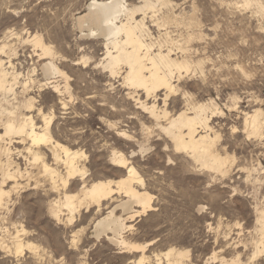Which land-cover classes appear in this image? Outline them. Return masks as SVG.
<instances>
[{"label":"rangeland","instance_id":"1","mask_svg":"<svg viewBox=\"0 0 264 264\" xmlns=\"http://www.w3.org/2000/svg\"><path fill=\"white\" fill-rule=\"evenodd\" d=\"M92 1L0 0V50L6 46L0 59L10 73L19 75L18 93L30 81L29 97L34 96L37 104L26 115L33 118L36 127L45 125V117L54 119V140L87 157L86 161L80 158L86 164L87 181L77 177L69 193L79 194L82 184L124 178L126 170L111 162L112 154L121 152L143 180L142 186L135 182V187L153 196V211L128 220L127 225L133 228L124 236L133 243L151 244L145 254L152 264L154 255L171 247L190 251L186 264H264V243L260 244L262 252L255 256V244L262 241L255 210L264 208V124L259 135L246 127L247 116L256 110L262 111L264 122V15L255 6L248 8L244 0H169L172 6H159L148 14L146 24L153 37L147 40L155 44L154 51L163 45L164 51L173 50L174 59L193 63L189 71H182L180 79H174L180 89L176 87L164 106V91L147 97L144 91L125 85V68L112 76L99 65L104 58V40L89 36L87 30L81 32L77 22ZM260 1L264 6V0ZM126 2L134 7L142 5L140 0ZM166 13L171 16L169 27L162 26V18H158ZM142 17L136 16L138 20ZM30 34L41 35L53 47L56 64L70 78L71 97L59 96L52 86L40 87L54 80L42 73L47 59L39 57L41 51L25 41ZM58 81L64 84L61 78ZM138 99L148 106L156 104L158 111L166 109L169 117L188 108L192 115L194 106L207 105L215 151L228 159L225 170H207L188 154L177 152L159 127L167 125L168 119L156 120L137 107ZM14 144V160L22 168L28 167L16 152L29 147V142ZM44 185L45 189L32 186L14 194L10 212H0V241H6L0 246V264H137L141 252L121 251L107 240L111 234L95 235L94 223L125 201L123 194L103 202L100 210L94 204L83 206L69 225L50 216L49 204L56 195ZM200 207L205 209L198 211ZM122 210L117 208L115 214L127 218ZM18 236L25 245L20 253L14 242ZM215 256L217 261L212 260Z\"/></svg>","mask_w":264,"mask_h":264},{"label":"bare ground","instance_id":"2","mask_svg":"<svg viewBox=\"0 0 264 264\" xmlns=\"http://www.w3.org/2000/svg\"><path fill=\"white\" fill-rule=\"evenodd\" d=\"M140 1H142V5L134 7L127 4L126 0H94L88 5L86 14L80 16L77 19V22L81 32L87 30L89 31V36L104 40V58L99 64L104 69V71L106 70L112 76H116L120 74L122 68H125L126 72L124 76V83L126 86L136 90V92L138 90L144 91L147 97L154 95L156 92L164 91V106H166L170 95L176 91L177 86L174 85V79L177 76L178 79H180L182 76V71H189L193 63L186 61V57H184L186 60L183 61H179L178 58L174 59L172 57L173 50L164 51L162 48L163 45L160 41L159 42L161 43L162 47H159V49L157 48L158 51H154L155 44L153 42H148L147 40V38L153 37V33L151 34L152 31L150 32V29L146 24L148 14L155 13L157 7L159 6H162V9H164V7H168L169 0ZM244 2L248 8L250 6H255L258 12L264 15V6L260 0H244ZM170 6H172V3ZM138 14L143 15L142 19L138 20L136 18ZM170 17L171 16H168L166 13L165 17L160 16L158 18H162V26H165L169 23ZM157 22L158 25H161V22ZM179 23H181V21ZM196 25L198 24L196 23ZM25 41L27 44H32L33 48L41 51V55H39V57H44L47 59L45 64L42 63V73H44L48 80H54L53 82H46V84H43L40 87L42 88L52 86L54 93L58 94L59 96L69 95V97H71V86L69 83L70 78L56 64V52H54L53 47L47 45L44 42L43 37L38 34H30L25 38ZM5 48L6 46L0 50V54L5 52ZM181 48L183 49V46H181ZM83 61L84 63H87L88 59L83 58ZM194 65H197V63ZM11 66L12 64H10V67ZM198 70L200 71L201 69ZM9 71L7 68H5L4 63L0 59V130H2V132L0 131V212H10V203L12 202V196L14 194H19L22 190H27L32 186H34V189L38 190L40 188H44V184H47L50 189L49 192H52L56 195V198H54L49 204L48 210L50 216L58 222L65 221L67 224L72 225L76 220V215L80 212L83 206L88 208L90 205L94 204L98 206L100 210L103 202L113 199L116 194H123L126 198L125 201H121L119 204H116L114 207L110 208L105 217L97 220L94 223V230L96 232L95 235H97L99 238L101 235L107 236L108 234H111V236H107L108 239H106L120 248L121 251H135L142 253L140 259L137 261V264H152L151 257H148L145 254L148 245L151 244L143 245L139 243H133L128 241L124 236L126 231L133 228V225H127L128 220L135 221L138 218L146 215L148 212L153 211V196L150 195V193L138 190L135 187L137 182L141 185L143 180L139 177V174L134 166H129V161L126 156L121 152L116 151L112 154L111 162L113 166L126 170V176H124V178L118 181L100 180L93 182L91 185L89 182H87L90 186H86L87 184H82L81 187H79V194L78 191L77 193H69L68 189L70 188L72 182L77 179V177H80L83 181L85 180L86 183V164H82L81 160L84 157L85 160L83 159L82 161H86L87 157L82 152L80 153L78 151L71 150L67 145H62L58 141L54 140L51 132L52 122L54 119L46 118L45 116V118H43L42 116V120L45 121V125L43 127H36L33 118L28 114L26 115V113L32 112L34 108H36L35 106H37V104L35 105L36 100L34 96L29 97L30 81L28 80L29 83L24 81L25 84L21 86V90L19 89L20 91L18 93L16 86L18 85L17 81H19V75L14 73V71H12V73ZM10 76H12V81L9 80ZM59 78L62 79L64 83L63 85H61V83L58 81ZM32 82L34 83V81ZM19 96H21V98ZM137 102L140 104L137 107L140 106L143 110L149 112L156 120L160 121L159 119L161 118L168 119L169 122L167 125H165L166 122L164 124L165 126L158 125L162 132H165L166 135L171 138L173 142L172 144L174 145V148L177 152H184L188 154L189 157H191L196 163L207 170L215 172H223L225 170L228 159L223 158L215 151L216 138H212L209 133L211 128L209 126L207 112H209L208 110L210 109L207 105L201 104L196 107L194 106L193 109L191 108L193 110L192 115L188 114V108L187 111L184 110L177 113L174 117H169V111L164 108V110L158 111L157 105L154 103L153 105L148 106V104L141 102L139 99ZM63 105L66 104L63 103ZM216 110L218 109L216 108ZM40 111L38 113H40ZM212 111L215 110L212 109ZM222 113L224 112L222 111ZM246 114L248 113L246 112ZM262 116V111L256 110L253 115H248L246 118V127L251 129V132L254 135H259L261 133V129L264 124ZM200 129L201 131H199ZM143 130L145 131L146 129ZM126 134L123 135L126 136ZM27 142L30 144L29 147H24L23 150L16 152V155L28 163V167L22 168L20 164L17 163L13 158L15 152L12 148V145L14 143H22L23 145H27ZM186 154L184 156H186ZM80 158L82 159L80 160ZM135 207H137L139 210H135ZM117 208H122V211L126 213L127 218L122 215H116L115 211ZM204 209V207H200L198 208V211H203ZM255 211H257L256 221L259 227L258 231L262 236V241L255 244L257 251L255 256H257L262 252L260 244L264 243V208L256 209ZM19 239V236L14 239L17 253L23 252L25 247L23 244L24 242L22 243L21 241L23 239ZM5 242H2L1 240L0 246H3ZM244 243L246 245V242ZM32 244H27V247L33 249L34 246ZM189 257V250L178 249L175 247H171L166 251L153 256L155 260L154 264H186L185 261L189 259ZM217 259L218 258L215 256V258L212 260L217 261ZM234 263L239 264V261H235Z\"/></svg>","mask_w":264,"mask_h":264}]
</instances>
